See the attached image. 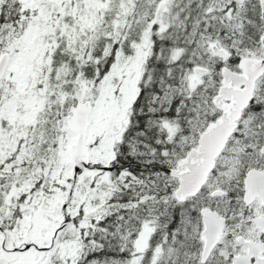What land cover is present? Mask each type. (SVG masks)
I'll return each instance as SVG.
<instances>
[{"label": "snow or ice", "instance_id": "1", "mask_svg": "<svg viewBox=\"0 0 264 264\" xmlns=\"http://www.w3.org/2000/svg\"><path fill=\"white\" fill-rule=\"evenodd\" d=\"M0 264H264V0H0Z\"/></svg>", "mask_w": 264, "mask_h": 264}]
</instances>
